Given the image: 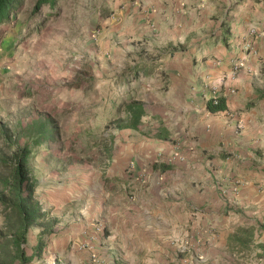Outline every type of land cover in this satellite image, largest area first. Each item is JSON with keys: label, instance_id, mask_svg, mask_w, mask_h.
<instances>
[{"label": "crops", "instance_id": "0c3cea01", "mask_svg": "<svg viewBox=\"0 0 264 264\" xmlns=\"http://www.w3.org/2000/svg\"><path fill=\"white\" fill-rule=\"evenodd\" d=\"M118 3L126 12L103 31L114 43L105 50L135 54L137 86L115 117L85 243L121 249V264H264V0ZM96 16L105 25L110 15ZM9 21L0 24V86L15 48ZM213 86L225 104L215 113L206 109ZM131 100L144 113L119 128ZM248 227L252 240L234 243Z\"/></svg>", "mask_w": 264, "mask_h": 264}, {"label": "rangeland", "instance_id": "374dc122", "mask_svg": "<svg viewBox=\"0 0 264 264\" xmlns=\"http://www.w3.org/2000/svg\"><path fill=\"white\" fill-rule=\"evenodd\" d=\"M37 1L24 0L9 17L15 48L0 86V159L28 147L35 198L55 222L51 233L43 234L40 259L29 264H82L89 253L90 264H121V249L97 251L85 243L83 231L88 209L99 208L90 204L99 201L105 185L100 174L118 108L137 86L129 82L135 54L110 59L105 49L114 43L103 38V31L122 22L120 11H126L119 0H56L36 9ZM103 10L110 15L105 25L96 16ZM8 169L0 164V176ZM0 230H7L1 206ZM41 233L39 226L29 230L23 245L28 256Z\"/></svg>", "mask_w": 264, "mask_h": 264}, {"label": "trees", "instance_id": "16d2710c", "mask_svg": "<svg viewBox=\"0 0 264 264\" xmlns=\"http://www.w3.org/2000/svg\"><path fill=\"white\" fill-rule=\"evenodd\" d=\"M23 1L0 0V24L8 20L13 10ZM55 1L38 0L36 9L41 5L51 6ZM107 12L103 10L101 17H108ZM123 106L125 118L122 123L117 122V127L135 128L144 113L143 106L140 102L133 100L124 103ZM206 109L212 113L223 111L225 110L224 100L218 97L214 102L210 98L206 103ZM29 155L30 150L24 145L22 148L15 149L9 159L5 157L0 159L1 165L9 167L7 174L0 176V206L7 226L6 231L0 230V264H29L33 260H39L44 250L43 234H50L55 224L35 198L37 184L28 168ZM34 226H39L42 233L33 254L28 256L23 245L27 242L29 230ZM252 238L253 229L248 227L239 228L231 239L238 245H246L245 243Z\"/></svg>", "mask_w": 264, "mask_h": 264}, {"label": "built area", "instance_id": "2783aa9c", "mask_svg": "<svg viewBox=\"0 0 264 264\" xmlns=\"http://www.w3.org/2000/svg\"><path fill=\"white\" fill-rule=\"evenodd\" d=\"M112 20H115V17L113 16L112 17ZM249 35L250 36H254L256 33H257V28H256V26H252V27H250L249 28ZM244 50H246V51H251V50H253V48H252V46H251V44H250V42H247L245 45H244ZM216 91H217V88H216V86H213V87H211V99H213L214 100V102L217 100V98H218V96L216 95Z\"/></svg>", "mask_w": 264, "mask_h": 264}]
</instances>
